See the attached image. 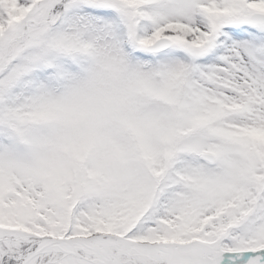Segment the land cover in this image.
<instances>
[{
    "label": "snow or ice",
    "instance_id": "1",
    "mask_svg": "<svg viewBox=\"0 0 264 264\" xmlns=\"http://www.w3.org/2000/svg\"><path fill=\"white\" fill-rule=\"evenodd\" d=\"M0 264H264V0H0Z\"/></svg>",
    "mask_w": 264,
    "mask_h": 264
}]
</instances>
